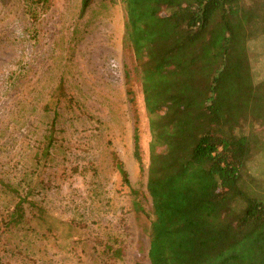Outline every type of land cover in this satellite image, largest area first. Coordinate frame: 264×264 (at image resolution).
Here are the masks:
<instances>
[{
    "label": "rangeland",
    "instance_id": "374dc122",
    "mask_svg": "<svg viewBox=\"0 0 264 264\" xmlns=\"http://www.w3.org/2000/svg\"><path fill=\"white\" fill-rule=\"evenodd\" d=\"M52 2L32 24L27 0H0V264H149L150 199L145 214H135L130 189L147 195L133 134L143 164L150 134L130 72L135 59L122 40L125 5L93 0L79 17L80 0ZM263 25L245 51L259 85L244 103L257 119L241 126L258 147L247 163L253 196L264 193Z\"/></svg>",
    "mask_w": 264,
    "mask_h": 264
},
{
    "label": "trees",
    "instance_id": "16d2710c",
    "mask_svg": "<svg viewBox=\"0 0 264 264\" xmlns=\"http://www.w3.org/2000/svg\"><path fill=\"white\" fill-rule=\"evenodd\" d=\"M92 2L80 0L79 17ZM123 3L122 40L135 59L130 72L150 134L147 164L136 129L133 134L147 195L130 189L135 214H145L142 201L150 199L149 264H264V193H247L253 183L247 163L258 147L253 133L241 130L257 119L244 113L259 86L250 79L245 51L247 36L264 24V0ZM52 5L27 0L30 22L38 24ZM125 69L127 80L128 64ZM52 141L49 134L42 159ZM116 168L129 187L120 161Z\"/></svg>",
    "mask_w": 264,
    "mask_h": 264
}]
</instances>
